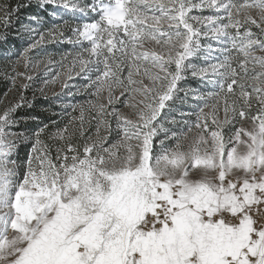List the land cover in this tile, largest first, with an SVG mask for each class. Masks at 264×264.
I'll return each mask as SVG.
<instances>
[{"label":"snow or ice","instance_id":"obj_1","mask_svg":"<svg viewBox=\"0 0 264 264\" xmlns=\"http://www.w3.org/2000/svg\"><path fill=\"white\" fill-rule=\"evenodd\" d=\"M0 48V264H264V0H0Z\"/></svg>","mask_w":264,"mask_h":264},{"label":"rangeland","instance_id":"obj_2","mask_svg":"<svg viewBox=\"0 0 264 264\" xmlns=\"http://www.w3.org/2000/svg\"><path fill=\"white\" fill-rule=\"evenodd\" d=\"M52 12H53V9L51 7H49L46 11H42L41 14L45 17V22H48L46 24L50 25V23L52 22H61L58 18L56 17H53L52 15ZM58 16H63L64 19H70L69 16L67 15H64V13L61 11V12H58L57 14ZM72 49V46L71 45H49L47 47V51L52 53L53 55L56 56L57 60L59 59V55L60 53L62 52H66V51H69ZM59 70V69H57ZM72 84H74L76 87H80L81 84L83 83V81H81L80 79H76V80H73L71 81ZM189 83L192 84V86H196L195 85V82L189 81ZM73 91H75V88H73ZM59 93L60 92V87L59 85H53V86H50L47 90V96L48 98L45 99L43 96H40L39 94H37V97L36 98H42L44 100H49L51 102V107L49 108H52L53 110L55 111H59V108L57 107V101H55L53 99V93ZM60 99L64 102V103H74L75 101L73 100V98L71 97H68V96H61ZM75 99H81L80 96H77ZM50 113V112H49ZM51 114V113H50Z\"/></svg>","mask_w":264,"mask_h":264},{"label":"trees","instance_id":"obj_3","mask_svg":"<svg viewBox=\"0 0 264 264\" xmlns=\"http://www.w3.org/2000/svg\"><path fill=\"white\" fill-rule=\"evenodd\" d=\"M48 23V22H46ZM21 44V41L16 40V41H11L8 45V49H13V45L16 47H19ZM4 51L3 48H0V53ZM6 91V88L4 87L3 82H0V92ZM29 97L31 98V92L28 93ZM51 102L49 100H44L42 98H36L35 101V107L33 109L27 110L30 114L32 115H39L41 119H44L45 121L47 120V117L50 115L49 112L43 111L44 109H48L51 107Z\"/></svg>","mask_w":264,"mask_h":264}]
</instances>
